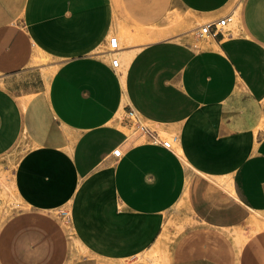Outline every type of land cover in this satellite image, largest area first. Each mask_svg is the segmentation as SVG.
Returning <instances> with one entry per match:
<instances>
[{
	"label": "crops",
	"instance_id": "crops-1",
	"mask_svg": "<svg viewBox=\"0 0 264 264\" xmlns=\"http://www.w3.org/2000/svg\"><path fill=\"white\" fill-rule=\"evenodd\" d=\"M116 33L130 44L111 53ZM10 152L25 207L0 225L1 264H38L57 212L101 264L155 251L165 264H264V0H0ZM182 201L192 215L174 233Z\"/></svg>",
	"mask_w": 264,
	"mask_h": 264
},
{
	"label": "rangeland",
	"instance_id": "rangeland-1",
	"mask_svg": "<svg viewBox=\"0 0 264 264\" xmlns=\"http://www.w3.org/2000/svg\"><path fill=\"white\" fill-rule=\"evenodd\" d=\"M242 0H235V5L237 8L240 6ZM237 11L235 12L236 15ZM237 17V16H235ZM118 37V34H115ZM120 38V37H119ZM119 40V45L130 44V42L125 38L121 37ZM39 61H47L41 58ZM55 65H50L48 67V72L54 70ZM52 70V71H51ZM130 109H127L123 114V121H125L131 129L142 130L146 129L147 125L142 121L136 114L129 115ZM15 155L13 153H7L0 157V225L7 219L14 216L18 211L22 210L25 206L19 200L15 189L13 187L12 181V171L14 168ZM171 211L170 219L171 224L175 227V232L177 233L182 229V220L190 217L191 209L186 206L184 201L180 202ZM57 226L56 235L49 239L48 242H44L40 256L35 260V263L40 264H101L89 253H87L84 248L79 244V242L74 237L67 216L64 212H57ZM54 229V230H55ZM255 228L250 225V231L252 232ZM141 263L150 264H165V258L161 252H154L149 258L143 257L138 259ZM1 264V258H0Z\"/></svg>",
	"mask_w": 264,
	"mask_h": 264
},
{
	"label": "built area",
	"instance_id": "built-area-1",
	"mask_svg": "<svg viewBox=\"0 0 264 264\" xmlns=\"http://www.w3.org/2000/svg\"><path fill=\"white\" fill-rule=\"evenodd\" d=\"M231 21H233V15L229 14V15L223 16L222 18L216 20L215 22L205 23L200 27L199 35L200 36H208V35L215 34V32L218 28L226 26ZM212 27H213V29H212ZM118 49H119L118 38L116 36H110L108 38V51H110L111 53H115ZM118 63H119V58L113 57L111 60V65L113 67H118ZM128 114L134 115L135 112L132 109H130ZM162 145L164 147H169L170 146V140H168V139L162 140ZM120 152H121V150L119 148H115L112 151V154L114 156H120Z\"/></svg>",
	"mask_w": 264,
	"mask_h": 264
},
{
	"label": "bare ground",
	"instance_id": "bare-ground-1",
	"mask_svg": "<svg viewBox=\"0 0 264 264\" xmlns=\"http://www.w3.org/2000/svg\"><path fill=\"white\" fill-rule=\"evenodd\" d=\"M145 31H146V30H145ZM145 31L143 32L144 34L146 33ZM148 32H150V31H148ZM155 33H156V32H155ZM163 33H164V32H163ZM151 35H153V34H151ZM159 36H160V35H159ZM119 37H120V36L118 35V38H119ZM130 38H132V37H130ZM153 38H155V37H153ZM156 38H157V37H156ZM119 39H120V38H119ZM141 40H142V39H141ZM132 51H134V50H131V51H130L131 53L128 52V53H129V55L127 56V59H128V60H129L130 56L132 55ZM37 52H38V50H37ZM39 52H40V51H39ZM38 57H39V56H38ZM125 58H126V57H125ZM44 59H45V58H44ZM127 59H126V60H127ZM123 62H124V61H123ZM124 64H125V63H124ZM51 71H52V70H51ZM50 75H51V74H50Z\"/></svg>",
	"mask_w": 264,
	"mask_h": 264
}]
</instances>
